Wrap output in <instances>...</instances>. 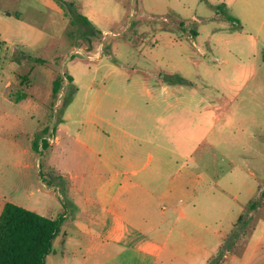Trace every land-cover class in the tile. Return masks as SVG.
<instances>
[{"label": "rangeland", "instance_id": "374dc122", "mask_svg": "<svg viewBox=\"0 0 264 264\" xmlns=\"http://www.w3.org/2000/svg\"><path fill=\"white\" fill-rule=\"evenodd\" d=\"M17 91L33 106L8 97ZM45 127L61 139L39 156L32 143ZM126 148L142 167L127 180L146 189L124 196L122 232L108 238L120 222L100 201L111 174L103 153L120 164ZM54 150L81 165L77 186ZM0 194L49 217L66 204L72 243L56 241L46 264H152L145 251L156 245L185 260L196 223L214 246L242 209L222 246L234 252L264 199V0H0Z\"/></svg>", "mask_w": 264, "mask_h": 264}, {"label": "crops", "instance_id": "0c3cea01", "mask_svg": "<svg viewBox=\"0 0 264 264\" xmlns=\"http://www.w3.org/2000/svg\"><path fill=\"white\" fill-rule=\"evenodd\" d=\"M222 4H225L224 7L225 9L227 4L226 3H222ZM89 22L91 23L90 20ZM40 60L41 59H38L36 61H40ZM9 85H10L9 83H6L7 89L8 87H10ZM29 98H31V95L28 92L26 98L15 103H24L28 106L31 105L33 106L34 102L31 101ZM60 131H61L60 128H58L52 145H56V143L60 141L61 139V136L59 135ZM89 152L93 154L94 149L90 148ZM115 153L116 152H113L112 150L104 151L103 153L104 156L106 157L104 161L106 165L111 169V174L106 179L103 185L100 201L103 202L105 209H107V211L112 216H114L118 222H120L118 224H113L109 227V229L106 231L108 238L112 237L113 235L118 236L122 232L121 227L122 224L126 221L125 215H127V213L124 212V210L126 209V205L128 201L124 199V196L126 194L128 195V193L130 194L133 191V189H137L138 191H145L146 189L144 182L127 180V175L137 174L142 169V167L139 168V164H140L139 151L137 150L135 152L134 151L130 152L128 148L121 151L120 154L122 157L121 159L122 161L120 164H118V162L115 163H113L112 161L109 162V160L107 159V157H109V159L113 158L115 156ZM100 154L99 156L102 157V155ZM60 155H61L60 152L58 154V151L54 150V154L52 156L54 164L58 169V172L64 178H66L65 175L70 174L69 179L72 181L74 185L77 186L80 180L82 182L83 179H79L77 177V174L76 175H72V174H74V171L75 172L77 171V168L79 167L81 168V165H77V163H74L75 162L74 160L64 161V159H61ZM148 156H149V162H151L154 158V155L149 154ZM124 167H126V169ZM237 167H239L240 168L239 170H241L240 164ZM260 190L261 189L259 187L250 188L249 193L250 196H252V199L258 196ZM46 191L50 192V190H46ZM168 195H171V192L168 193ZM252 199L251 200L249 199L250 200L249 202H251ZM6 203H12L17 206H20L16 203L9 201L4 195L0 194V214ZM25 209L29 210L28 207H25ZM58 209H60L59 206ZM30 211L36 213V211L33 210ZM241 211L238 217L232 221V226L229 229V231H224L216 235V237L218 238V243L214 246H211L210 244L207 234L208 230L206 229V226L203 223L201 224L196 223L197 228L189 230L184 235L187 245L186 251L184 253V255L186 254L187 256L185 260L181 258L182 256H178L176 253H174L172 257V252L169 254L166 251L165 247H159V245H156V247L154 246L153 248L145 251V253L146 255L151 254V256L153 257L154 262L152 264H171L170 263L171 259H173L175 264H182V262H185L184 264H206L208 263L210 258L215 256V254L219 252V250L224 245V242L228 238L230 232L238 225L239 218L244 215V213H241ZM263 211H264V199L261 202V205H258L256 208L250 210L249 215L247 216V219H250L251 217L254 218V221H252V225H253L252 228L247 232V234H244V232L240 230L238 231V235L233 237L234 243L237 241V239L239 238L241 239V244H238L240 247L235 248L234 252L226 251L223 260L219 264H264V213H262V215L258 214ZM58 214L59 213H57V215ZM39 215L50 219L55 218L57 216L56 215L49 217L45 213H39ZM256 216L258 217L256 218ZM160 226L161 225H158L157 228H160ZM85 228L87 229V227ZM87 230H90V228H88ZM70 234H71L70 231L64 228V223H63L59 234L53 241V244L56 241H58L64 248L70 247L72 243V237L70 236ZM169 236H172V230L170 231ZM107 250L108 248L106 247V245L102 244L100 248V251L102 252L101 258L107 255ZM52 253H54V251H52ZM98 257L99 256L91 257L92 261H88L86 264H112L109 260H105V259L101 260L98 259ZM193 258H196V260L193 261L192 260ZM138 264H144V263L139 262Z\"/></svg>", "mask_w": 264, "mask_h": 264}, {"label": "trees", "instance_id": "16d2710c", "mask_svg": "<svg viewBox=\"0 0 264 264\" xmlns=\"http://www.w3.org/2000/svg\"><path fill=\"white\" fill-rule=\"evenodd\" d=\"M225 4L218 6V9L224 11ZM80 19L90 24L89 20L80 15ZM226 19L230 22L236 20L228 15ZM72 81V77L68 78ZM61 78H56L53 82V96L57 95L61 89ZM8 97L15 101H21L27 97L25 92H16L12 95L8 92ZM49 132L45 127L40 137L33 139V149L39 156L50 146V139L54 138L56 129L54 128L48 138L43 135ZM64 212L59 213L55 218H46L35 212L22 208L12 203H6L0 214V264H46V257L53 251V241L60 232L61 226L66 219V204H63ZM258 205L253 204V209ZM243 216L239 218V221ZM222 248L219 250L220 257H224ZM220 261V260H219ZM217 261L216 264L219 263Z\"/></svg>", "mask_w": 264, "mask_h": 264}]
</instances>
